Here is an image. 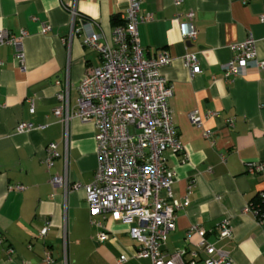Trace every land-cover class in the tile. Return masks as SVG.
Segmentation results:
<instances>
[{"label":"crops","instance_id":"0c3cea01","mask_svg":"<svg viewBox=\"0 0 264 264\" xmlns=\"http://www.w3.org/2000/svg\"><path fill=\"white\" fill-rule=\"evenodd\" d=\"M69 3L94 22L101 44L112 40V30L123 22L128 7V0H0V30L15 36L28 32L21 40L23 63L16 58L15 45L0 46V264H118L123 254L129 258L123 264H152L136 256L139 244L129 224L111 214H91L84 186L94 180L98 167L93 123L74 116L66 125L53 112L60 104L57 94L67 87L75 110L81 80L102 63L100 54L85 46L84 33H72ZM190 10L198 29L191 42L182 36ZM141 11L154 16L139 24L145 56L165 52L172 59L161 73L174 86L170 102L184 147L182 152L165 151L176 174L173 197L184 199L194 181L190 204L178 211L166 247L194 248L199 236L188 239L186 231L197 223L210 242L231 252V264H264V221L248 208L264 191V173L247 170L251 162H264V70L248 68L230 79L222 70L236 54L231 46L249 36L264 58V0H181L180 5L142 0ZM43 25L50 26L48 32H42ZM187 53H196L201 66L194 76L183 62ZM192 112L201 117L200 125L191 121ZM21 122L43 128L19 132ZM51 142L57 143L60 156L48 169ZM66 168L70 181L81 184L79 189L52 185L51 177ZM16 184L24 189H9ZM92 218L106 227L105 241L98 240L101 228ZM224 219L233 227L232 238L216 234ZM46 222L49 231L41 238ZM48 251L51 262L45 261Z\"/></svg>","mask_w":264,"mask_h":264},{"label":"built area","instance_id":"2783aa9c","mask_svg":"<svg viewBox=\"0 0 264 264\" xmlns=\"http://www.w3.org/2000/svg\"><path fill=\"white\" fill-rule=\"evenodd\" d=\"M175 4L180 5L181 0H175ZM141 5L142 0H128L123 22L114 26L112 40L105 44L99 42L101 35L94 30V22L82 16L75 4L66 5L73 16L72 33H84L85 46L96 50L102 63L89 68L81 80L77 108H70L67 87L57 94L60 104L53 112L66 125L74 116L93 123L98 167L94 180L84 186L86 199L92 216L106 217L111 214L114 219L130 225V234L139 244L137 257L149 258L152 264H231V252L210 242L206 230L197 223L186 231L188 239L199 236L194 248L181 247L170 251L166 247L169 234L175 230L178 211L190 204L189 194L194 181L190 182L184 199L173 197L172 184L176 174L167 164L165 151L171 149L182 152L184 147L176 130L170 102L174 86L161 73V69L169 65L172 59L165 52L151 58L145 56L140 42L139 24L152 21L154 16L152 13H142ZM184 19L183 38L196 40L198 29L194 12L187 11ZM49 29L48 25L42 26L43 33ZM27 35L25 30H22L21 36H15L5 29L0 30V46L8 43L15 45L18 48L16 58L23 63L25 54L21 49V40ZM231 47L236 54L222 65L225 78L242 74L248 68L264 70V58L258 56L253 36ZM183 62L191 76L201 72L196 53L185 54ZM34 110V102L30 100V111ZM217 114L209 112V115ZM190 119L194 124L201 123L197 112H192ZM232 121L227 120L230 124ZM34 128L43 126L35 127L31 123L21 122L17 129L23 132ZM205 135L209 137L211 132L206 131ZM65 137L67 144V132ZM59 156L57 143L51 142L45 160L48 169L52 168ZM247 170L254 175L262 174L264 162H251ZM51 183L55 188L64 186L66 190L81 187L80 183L70 181L67 168L63 174L53 175ZM9 189L22 190L24 186L16 184ZM259 197L264 203V191ZM248 208L259 222L264 221V205L251 203ZM92 223L101 228L98 240L105 241L108 238L106 227L95 218H92ZM49 227L50 222H46L39 234L41 238L47 235ZM217 227L218 237H233V227L228 219L221 220ZM8 252L13 253L12 248ZM128 259L123 254L117 263L123 264ZM45 261H52L50 251L46 253Z\"/></svg>","mask_w":264,"mask_h":264},{"label":"trees","instance_id":"16d2710c","mask_svg":"<svg viewBox=\"0 0 264 264\" xmlns=\"http://www.w3.org/2000/svg\"><path fill=\"white\" fill-rule=\"evenodd\" d=\"M257 197H258V199L256 200V202H255L254 204H259V203H261L262 205H264V203H263V199H262L261 197H259V195H258Z\"/></svg>","mask_w":264,"mask_h":264},{"label":"water","instance_id":"95a60500","mask_svg":"<svg viewBox=\"0 0 264 264\" xmlns=\"http://www.w3.org/2000/svg\"><path fill=\"white\" fill-rule=\"evenodd\" d=\"M191 42V41H190Z\"/></svg>","mask_w":264,"mask_h":264}]
</instances>
